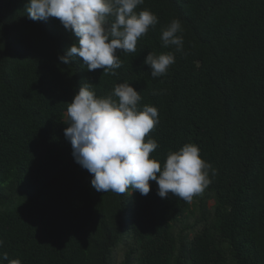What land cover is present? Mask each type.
Instances as JSON below:
<instances>
[{"label":"trees","instance_id":"trees-1","mask_svg":"<svg viewBox=\"0 0 264 264\" xmlns=\"http://www.w3.org/2000/svg\"><path fill=\"white\" fill-rule=\"evenodd\" d=\"M26 2L0 0V264H114L120 246L121 264H264V0H144L135 11L159 22L136 52L117 51L116 75L62 64L78 38L57 18L29 19ZM173 19L182 51L162 45ZM149 52L175 63L153 78ZM124 82L141 110L158 109L150 158L163 167L193 143L211 164L191 202L161 198L155 181L146 196L97 192L75 161L68 103L83 83L106 97Z\"/></svg>","mask_w":264,"mask_h":264},{"label":"clouds","instance_id":"clouds-1","mask_svg":"<svg viewBox=\"0 0 264 264\" xmlns=\"http://www.w3.org/2000/svg\"><path fill=\"white\" fill-rule=\"evenodd\" d=\"M143 3L144 0H27L25 9L33 21L57 18L78 38L66 54L59 56L62 64L82 58L88 71L103 69V75H116L115 70L123 63L117 51L136 52L138 39L159 22L148 9L135 11ZM181 31V21L173 19L162 29V45L182 51L184 41L178 35ZM143 63L150 66L156 78L167 73L175 63V55L149 52ZM140 101V92L128 82L117 84L106 97L97 96L90 84L83 83L68 103V127L64 130L75 161L91 174V186L97 192L121 195L130 189L146 196L149 182L155 181L161 198L171 193L191 202L210 183L211 164L201 158L199 147L193 143L170 151L163 167L150 158L158 142L153 138L145 142V137L159 123V113L150 105L141 110ZM2 259L8 260L7 253Z\"/></svg>","mask_w":264,"mask_h":264},{"label":"rangeland","instance_id":"rangeland-1","mask_svg":"<svg viewBox=\"0 0 264 264\" xmlns=\"http://www.w3.org/2000/svg\"><path fill=\"white\" fill-rule=\"evenodd\" d=\"M213 204V202L210 203V205ZM192 222L194 221L193 216H190L189 218ZM125 246V245H124ZM126 248V247H125ZM125 255V251H124V247L120 246L117 248L116 250V259H115V263L114 264H121L123 261Z\"/></svg>","mask_w":264,"mask_h":264}]
</instances>
